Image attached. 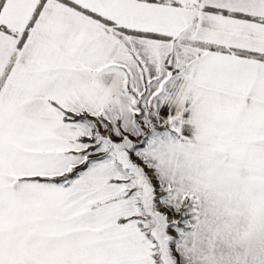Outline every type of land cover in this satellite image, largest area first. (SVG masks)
Returning a JSON list of instances; mask_svg holds the SVG:
<instances>
[{"label": "snow or ice", "instance_id": "obj_1", "mask_svg": "<svg viewBox=\"0 0 264 264\" xmlns=\"http://www.w3.org/2000/svg\"><path fill=\"white\" fill-rule=\"evenodd\" d=\"M0 264H264V0H0Z\"/></svg>", "mask_w": 264, "mask_h": 264}]
</instances>
